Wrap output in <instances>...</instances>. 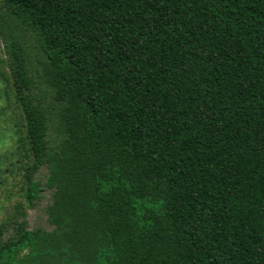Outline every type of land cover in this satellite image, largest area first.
Listing matches in <instances>:
<instances>
[{
    "label": "trees",
    "instance_id": "16d2710c",
    "mask_svg": "<svg viewBox=\"0 0 264 264\" xmlns=\"http://www.w3.org/2000/svg\"><path fill=\"white\" fill-rule=\"evenodd\" d=\"M1 3L36 33L63 138L45 150L11 38L22 195L51 190V228L0 225V264H264V0Z\"/></svg>",
    "mask_w": 264,
    "mask_h": 264
},
{
    "label": "rangeland",
    "instance_id": "374dc122",
    "mask_svg": "<svg viewBox=\"0 0 264 264\" xmlns=\"http://www.w3.org/2000/svg\"><path fill=\"white\" fill-rule=\"evenodd\" d=\"M11 38H16L22 48L34 104L44 119L45 150L55 149L63 138L56 117L58 104L53 99V89L40 78L44 57L36 33L30 26L21 25L14 19L0 0V225L4 238L11 234L13 224L21 220L28 229L51 228L45 214L51 190L43 187L29 204L22 195L30 155L23 115L14 97L7 66V44ZM45 176L44 165L33 172V178L42 186Z\"/></svg>",
    "mask_w": 264,
    "mask_h": 264
}]
</instances>
